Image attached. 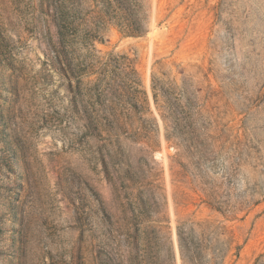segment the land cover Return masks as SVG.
<instances>
[{
	"label": "rangeland",
	"instance_id": "rangeland-1",
	"mask_svg": "<svg viewBox=\"0 0 264 264\" xmlns=\"http://www.w3.org/2000/svg\"><path fill=\"white\" fill-rule=\"evenodd\" d=\"M109 1L0 0V264H264V0Z\"/></svg>",
	"mask_w": 264,
	"mask_h": 264
},
{
	"label": "trees",
	"instance_id": "trees-1",
	"mask_svg": "<svg viewBox=\"0 0 264 264\" xmlns=\"http://www.w3.org/2000/svg\"><path fill=\"white\" fill-rule=\"evenodd\" d=\"M101 4H105V2L109 5L111 2L109 0H98ZM117 3L120 2V0H114ZM71 0H39V11L42 14V19L47 22H52L57 27H59V31L61 33H67L69 32L68 27V19H67V9H69V3ZM79 4V3H78ZM139 31H136L138 33ZM58 62L62 64V59L58 55ZM70 66V63H67ZM185 239L182 238L181 234L179 233V241H180V250L181 255L183 258V261L186 262L188 260L189 264H195L193 261V256L190 252H192V249L190 245Z\"/></svg>",
	"mask_w": 264,
	"mask_h": 264
},
{
	"label": "bare ground",
	"instance_id": "bare-ground-1",
	"mask_svg": "<svg viewBox=\"0 0 264 264\" xmlns=\"http://www.w3.org/2000/svg\"><path fill=\"white\" fill-rule=\"evenodd\" d=\"M178 256V255H177Z\"/></svg>",
	"mask_w": 264,
	"mask_h": 264
}]
</instances>
